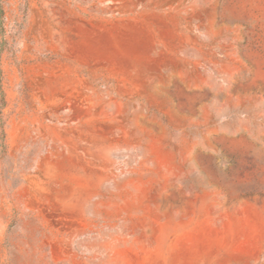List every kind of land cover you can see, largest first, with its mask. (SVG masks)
<instances>
[{
	"label": "rangeland",
	"instance_id": "obj_1",
	"mask_svg": "<svg viewBox=\"0 0 264 264\" xmlns=\"http://www.w3.org/2000/svg\"><path fill=\"white\" fill-rule=\"evenodd\" d=\"M0 264H264V0H0Z\"/></svg>",
	"mask_w": 264,
	"mask_h": 264
}]
</instances>
